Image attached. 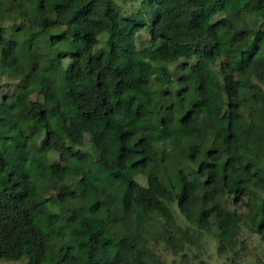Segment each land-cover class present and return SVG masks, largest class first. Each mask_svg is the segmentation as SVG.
I'll return each mask as SVG.
<instances>
[{
  "label": "trees",
  "instance_id": "trees-1",
  "mask_svg": "<svg viewBox=\"0 0 264 264\" xmlns=\"http://www.w3.org/2000/svg\"><path fill=\"white\" fill-rule=\"evenodd\" d=\"M0 77V262L165 264L152 215L170 264L264 244V0H0Z\"/></svg>",
  "mask_w": 264,
  "mask_h": 264
},
{
  "label": "rangeland",
  "instance_id": "rangeland-1",
  "mask_svg": "<svg viewBox=\"0 0 264 264\" xmlns=\"http://www.w3.org/2000/svg\"><path fill=\"white\" fill-rule=\"evenodd\" d=\"M114 3L116 5V7L119 9V12L121 15L132 14L134 12H137L141 8V0H114ZM83 5H84V3L81 1L76 2L72 6L73 7L72 12L76 13L77 11H79L83 7ZM8 25L9 24H6V27ZM7 31H9V30H7ZM147 43H148L147 30L141 31L140 34L138 35L137 39H136V47L138 49H142L147 45ZM181 62L186 63L185 60H181ZM170 71H172L174 73L176 72V70L174 71L173 67H170ZM12 86H13L12 81L7 80L4 77H0V96L9 95L11 90H12ZM159 97H160V94H159ZM87 150L90 151L92 154H94L90 139L86 135L85 141H84V147L82 148V151H87ZM159 170L162 173V175H164L165 167H162ZM135 180L142 186L146 185L145 178H143L141 176L136 177ZM100 192H101L102 199H105V195L102 193L101 189H100ZM53 196H54L53 192L50 191L49 193H47L43 197L42 201L49 203V202H51ZM76 216L78 218H81V216H82L81 210L76 211ZM176 217L180 221V218H179L180 216L177 213H176ZM149 222H150V226L148 228H150V245L152 246V248H154L155 250L158 251L159 255L163 258L165 264H170L171 253L166 249L165 245L160 240V235H159L161 224H163L164 221L158 215H152L150 217ZM181 223H182V225H184V223L182 221H181ZM128 232H129V230H122V231L118 232V235H123V234H126ZM245 236L248 238V240L251 244V247L255 248L256 246H258L259 249L256 250V248H255L257 256L255 255L252 257H248L241 264H264V244L261 243L254 234L252 235L249 232H246ZM191 238L192 237L187 238L188 241H191ZM68 246H70V245H68ZM72 247L74 249L77 248V247H75V245H72ZM256 257L260 258L259 262L256 261ZM0 264H27V261H26V259H22L20 261L1 260ZM195 264H229V263H227V261H226V256H219L216 254V245L214 243H211L208 246L207 250L203 251L202 254H199V259H196Z\"/></svg>",
  "mask_w": 264,
  "mask_h": 264
}]
</instances>
